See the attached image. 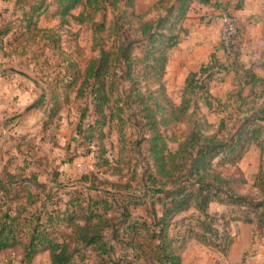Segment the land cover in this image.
Returning a JSON list of instances; mask_svg holds the SVG:
<instances>
[{
  "label": "trees",
  "instance_id": "obj_1",
  "mask_svg": "<svg viewBox=\"0 0 264 264\" xmlns=\"http://www.w3.org/2000/svg\"><path fill=\"white\" fill-rule=\"evenodd\" d=\"M210 1L167 0L163 11L147 20L133 13L136 26L129 25V33L120 32L119 17L110 46L100 45L98 56L83 69L66 56L54 76L42 75L50 89L38 105L44 111L41 137L61 109L60 90L70 89L75 99L84 101L76 126L92 164L68 183L59 180L57 170L39 181L37 173L24 170L44 159L33 138L21 134L9 139L14 142L10 148L0 150V257L20 248V264L42 253L50 264H181L180 250L191 239L225 253L232 243L233 220L255 225L264 236V98L260 105L255 100L249 108L238 106L217 125L209 122L201 107L211 110L214 101L220 103L209 93V83L229 69L214 54L197 71L188 72L178 104L167 97L162 83L170 52L186 35L181 21L192 3ZM116 2L14 0L11 19L0 18V66L14 54L24 56L31 45L41 47L35 59L43 56L42 65L51 67L47 51L62 41L59 31L68 18L82 23L90 19L86 9L95 13ZM126 3L133 7V0ZM79 6L81 12L73 15ZM54 20L59 23L48 25ZM237 45L228 53L234 57L235 73ZM240 70L244 84L257 81L249 70ZM67 100L68 94L63 102ZM113 121L119 146L111 158L104 141L105 127ZM128 127L135 137L126 138ZM253 145L260 149L253 183L259 199L237 193L245 184L241 173L227 176L219 170L236 165ZM127 148L142 159L131 165L124 154ZM11 149L24 152V162L30 158L23 170L12 168L16 156ZM140 160L145 161L144 179L138 172ZM212 203L229 212L211 213ZM191 209V215L177 219ZM177 225L185 228L172 233Z\"/></svg>",
  "mask_w": 264,
  "mask_h": 264
},
{
  "label": "rangeland",
  "instance_id": "obj_2",
  "mask_svg": "<svg viewBox=\"0 0 264 264\" xmlns=\"http://www.w3.org/2000/svg\"><path fill=\"white\" fill-rule=\"evenodd\" d=\"M166 3L167 0H133V7H129L127 6L126 0H117L115 4L108 3L105 8L95 13L86 9L85 13L90 16V19L82 23H78L71 17L68 18V23L62 26L59 31L62 41L60 44H57L58 46H53L47 51L48 62L51 67L42 65L43 56L39 57V59H35L36 57L34 55L36 54H34V52L39 54L41 48L38 46L35 47L30 45V47L25 50L26 54L22 57L18 56L19 54L17 53L11 58L2 60L0 70L2 67L5 69L12 68L7 74L9 84L16 87L18 86L20 90H23L21 93L22 95L17 94L14 98L15 101H20L19 109H21V113L14 114L11 120H17L25 114L41 110L38 109L37 105L26 112V108L36 101L41 93H45L44 98L48 97L47 91H49L50 85H47L41 79L42 75L46 73L47 75L54 76L63 66L61 62L62 57L69 56L80 69H83L90 58L98 56L100 45L105 48L110 46L113 39L114 24L119 17H122L118 19V22L122 25L119 29L120 32L125 31V33H129L128 26H136V19L133 18V13L141 16L142 20L153 19L163 11V7L166 6ZM13 4L14 0H0L1 19H11V12L14 11ZM81 10L82 8L79 6L72 10V14L77 15ZM58 23V20H54L48 23V25H56ZM42 25H46V23L42 22ZM97 25H100V27L98 28ZM185 29L186 35H184V37L182 36L183 39L181 42L170 52V62L168 63L162 79L167 97L174 104H178L181 100L184 79L188 70L186 64L188 65V63L191 62L194 51L193 42L190 40L189 29ZM135 52L134 54L136 57H139V49H135ZM1 81H3L2 77H0V87H4ZM69 91L70 89L68 88L60 90V100L62 102L61 109L57 111L55 117L50 119V126L47 131L43 133L44 136L41 137V135H38L36 130L31 132L35 133L30 135V137L33 138V143L36 144L37 154L43 156L44 159L40 166H36L35 168L34 165H31L24 170L37 173L39 181L46 180L47 172L57 170L60 173L59 180L68 183L76 179L79 175L86 173L91 168V154H88L87 143L84 142L81 135L78 133L76 126L79 123L80 108L83 107L84 101L75 99V93ZM67 94L68 100L63 102V97ZM231 102V99L221 98V102H215L211 110L201 107V112L205 114L209 122L213 123V125H217L220 118L226 117L230 112L234 111L233 109L235 108L227 107ZM244 106L246 108L251 107L252 99L247 101ZM48 107H50V104ZM46 109L47 106L45 110ZM40 117L42 120L44 116ZM38 124L40 125V123ZM86 124V120L82 122L84 127ZM114 124L115 121L105 127L107 137L104 143L108 148V153L111 158L115 157L119 146L117 142L118 135ZM129 135L132 136V138L136 136L135 131L131 127L126 128V138ZM87 138L86 136L85 140ZM7 142H10V145L14 143L12 140ZM144 146L143 144L142 147ZM170 146L174 148L175 144L171 143ZM131 150L130 152L128 148L125 149L124 154L126 155V159H132L130 163L133 165L135 163L134 159L142 158L140 155L136 154L133 149ZM11 153L16 156L12 168L23 170L25 163H29L30 158H27L28 160L24 162V157L26 155L24 152L21 154L20 152L11 150ZM140 161V169L138 172L144 179L145 177L142 175L144 169L142 168L144 167L145 161ZM45 162L49 164L42 167ZM260 164V149L253 145L236 165L221 166L219 170L227 176L241 173L245 179V184L239 187L237 193L249 199H259L260 193L257 188L253 186V183ZM209 210L211 213L215 211L217 213L227 214L229 212L228 208L216 203H212ZM192 213V209L188 210L180 214L177 219L188 217ZM184 228L185 225H177L171 232L182 231ZM229 230L232 243L225 253L191 239L187 241L180 250L181 264H264V236L258 234L255 225L233 220L230 223ZM259 249L260 252H258ZM260 253L262 255L261 258ZM20 260V248H15L9 250L8 253L0 257V264H20ZM23 264L50 263L48 256L42 253L35 256L30 262H25Z\"/></svg>",
  "mask_w": 264,
  "mask_h": 264
},
{
  "label": "crops",
  "instance_id": "obj_3",
  "mask_svg": "<svg viewBox=\"0 0 264 264\" xmlns=\"http://www.w3.org/2000/svg\"><path fill=\"white\" fill-rule=\"evenodd\" d=\"M237 2L238 0H211L206 4L194 2L187 18L180 23L183 28L189 29L194 47L191 62L186 64L187 74L207 64L212 54L220 63L229 65L228 72L216 75L215 77L220 79L215 78L209 83V93L215 100L220 102L221 98L232 100L227 105L228 108L244 105L250 99L256 100V105H260L264 98V0H241L240 8H235ZM225 13L233 15L240 25H249L247 30L241 31L238 39L237 73L233 70V55H229L220 45L221 17ZM240 68L249 70L257 81L252 85L244 84ZM11 69L2 67L0 70V77L3 78L1 84L4 85L0 87V150L10 148V142L7 141L12 137L25 134L31 138L30 135L35 134L31 133L33 130L40 135V116L44 115L41 109L25 114L17 120H11L14 114L21 113L20 101H15L14 98L17 94L22 95L23 91L18 86L9 84L7 74ZM245 108L242 106V109ZM44 254L47 256V253ZM261 256L260 253V258Z\"/></svg>",
  "mask_w": 264,
  "mask_h": 264
},
{
  "label": "built area",
  "instance_id": "obj_4",
  "mask_svg": "<svg viewBox=\"0 0 264 264\" xmlns=\"http://www.w3.org/2000/svg\"><path fill=\"white\" fill-rule=\"evenodd\" d=\"M221 19L220 43L224 47V50L229 53L231 48L238 42L241 31L247 30L249 25H240L233 15L226 13Z\"/></svg>",
  "mask_w": 264,
  "mask_h": 264
},
{
  "label": "water",
  "instance_id": "obj_5",
  "mask_svg": "<svg viewBox=\"0 0 264 264\" xmlns=\"http://www.w3.org/2000/svg\"><path fill=\"white\" fill-rule=\"evenodd\" d=\"M45 97V93H41L38 97V99L36 101H34L31 105H29L27 108H26V111L30 110L31 108L39 105L41 103V101L44 99Z\"/></svg>",
  "mask_w": 264,
  "mask_h": 264
}]
</instances>
